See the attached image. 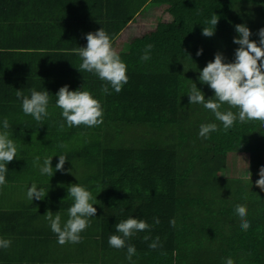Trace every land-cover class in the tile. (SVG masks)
<instances>
[{
    "label": "trees",
    "instance_id": "obj_1",
    "mask_svg": "<svg viewBox=\"0 0 264 264\" xmlns=\"http://www.w3.org/2000/svg\"><path fill=\"white\" fill-rule=\"evenodd\" d=\"M9 1L0 0V14L9 11ZM148 4L164 5L172 19L130 37L127 51L119 54L128 76L120 92L109 85L111 94H103L106 82L81 71L82 90L103 108V123L85 126L82 143L64 153L66 161L79 159L86 171L79 173L76 184L101 192L100 216L96 224L89 222L87 238L95 242L105 264H226L229 257L234 264H264V191L256 181L220 173L231 151L249 153L252 169L262 164L264 123L237 119L224 131L210 110L189 104L188 97L194 83L206 99L214 96L200 83L199 72L217 52L226 62L234 60L239 47L233 43L235 25L245 24L250 39L259 41L264 0H119L109 36ZM213 13L219 16L215 34L205 37L202 29ZM148 44L151 58L142 61ZM200 49L202 55L197 56ZM221 110L238 113L227 104ZM206 123L219 129L207 139L199 135ZM137 131L142 134L132 135ZM237 204L247 207L246 231L240 227ZM129 216L151 226L126 241L136 248L131 260L127 246L108 244L109 235H122L116 233V223ZM173 218L175 227L169 223ZM145 236L150 239L145 241ZM157 236L160 246L149 248Z\"/></svg>",
    "mask_w": 264,
    "mask_h": 264
},
{
    "label": "crops",
    "instance_id": "obj_2",
    "mask_svg": "<svg viewBox=\"0 0 264 264\" xmlns=\"http://www.w3.org/2000/svg\"><path fill=\"white\" fill-rule=\"evenodd\" d=\"M11 1L7 4L9 11L0 14V131L7 118L17 154L7 165L6 183L0 186V238L11 240L10 247L0 248V264H105L95 242L87 238L88 229L83 231L80 243L60 245L44 214L49 210L53 214L63 212L64 207L73 204L67 187L80 180V171L65 164L63 171H55V166L58 155L82 143L83 128L86 129L84 125L67 126L62 110L56 106L55 94L64 85L70 91L81 88L82 74L78 70L82 60L75 49L87 45L89 32L102 27L108 35L113 33L112 18L119 15L115 10L119 0ZM146 7L149 4L109 36L112 46H118V36L128 40L118 54L127 51L130 37L138 35L143 25L137 22H147L158 9ZM33 88L49 92V115L40 122L23 113L22 101L16 96L17 90L30 96ZM59 123L65 124L63 131ZM28 153H32L31 158ZM37 156L41 165L45 158L52 157V177L41 175L39 167L34 166ZM37 171L40 177L33 181ZM33 183L39 188L48 187L49 198L32 201L22 196V191ZM36 204L40 207L35 208Z\"/></svg>",
    "mask_w": 264,
    "mask_h": 264
},
{
    "label": "clouds",
    "instance_id": "obj_3",
    "mask_svg": "<svg viewBox=\"0 0 264 264\" xmlns=\"http://www.w3.org/2000/svg\"><path fill=\"white\" fill-rule=\"evenodd\" d=\"M219 16L212 14L210 20L206 21L208 26L203 27L202 35L212 37L215 34L216 25ZM235 31L238 34L233 38V43L239 45L234 52V60L226 62L223 53L217 52L214 60L207 62L206 66L199 72L198 79L201 84L208 85L214 92V96L205 98V94L199 90L194 83L188 93L189 104H201L207 110H210L216 120L223 125L224 131L233 127L239 120L240 123L248 121H260L264 123V28L258 30L259 41L252 40L251 30L245 24L235 25ZM87 45L75 49L82 63L79 72L87 71L93 73L101 81L106 83L102 85L103 94H111L109 85L119 93L123 86L128 82L127 66L121 60L118 52L113 48L112 41L106 31L101 27L96 32L86 34ZM152 45L145 46L140 59L147 61L151 58ZM203 49L197 51L196 55H202ZM16 96L22 101V110L25 115H31L36 121L40 122L49 115V92L47 90H30V96L25 95L22 90L16 91ZM56 106L62 110L61 116L66 121L68 127H87L98 126L103 123V108L100 102L93 98L92 94L81 88L70 91L68 85L60 87L55 94ZM227 104L229 109L236 108L238 113L231 110L222 111V105ZM10 125L7 118L3 121V131H0V186L6 183L7 165L16 158L17 146L10 139L8 131ZM64 123H59V130L63 131ZM215 123H206L200 125L199 135L207 139L209 134L218 131ZM60 147H67L61 144ZM59 162L55 166V171H63V166L67 160L65 155H58ZM40 157L34 159V166L39 167L41 175L52 177V157L39 163ZM251 175V174H250ZM250 179V176L248 177ZM256 186L264 191V166L259 169V179L256 180ZM68 196L73 199V204L68 208V219L62 224L60 212L53 214L50 210L44 216L49 222L53 233L57 235V242L60 245L65 243L77 244L82 241L80 233L89 226L90 217H94L97 209L93 207L90 201L93 197L90 191L84 186L71 184L67 187ZM43 188H38L35 183L27 190V198L32 200H43L46 197ZM246 199V197H245ZM235 212L240 217V227L247 230L250 222L246 219V205L237 204ZM156 224L160 223L158 217L153 218ZM170 225L175 227L176 221L173 218L169 221ZM151 226L143 219L129 216L115 225L116 233L108 237V244L111 247L120 249L127 246L128 259L136 253L133 244H127L137 232L150 230ZM145 241L149 236L143 238ZM11 246V240L0 238V248ZM149 248L156 249L159 245V237L149 243ZM226 264H234L232 258L226 259Z\"/></svg>",
    "mask_w": 264,
    "mask_h": 264
},
{
    "label": "rangeland",
    "instance_id": "obj_4",
    "mask_svg": "<svg viewBox=\"0 0 264 264\" xmlns=\"http://www.w3.org/2000/svg\"><path fill=\"white\" fill-rule=\"evenodd\" d=\"M149 7H153L151 5H149ZM159 8L153 12L154 14L152 15V17L150 18V16L148 17V21L145 22V19L139 20L137 23H140L143 26H139V30H138V35H140L142 32L149 30L153 27H155V25L159 22V21H168L171 20L172 17L170 14H168L167 12H165L164 10L166 9L164 5H159ZM118 46H116L115 44L113 45V48L116 51H120V50H124L125 49V45L128 42L127 39H123L122 37H117L116 41ZM138 133L142 134L140 131L137 132H133L132 135L135 134V136H138ZM30 155V158L32 156V153H28ZM207 154V153H205ZM37 155V154H36ZM226 167L220 171L221 175H230V176H236L237 178L243 179V180H253L256 181L257 179H259V169L261 166H264V161L262 162L261 165L256 166L255 169L251 168V160H250V154L247 152H228L227 154V158H226ZM66 167H68L69 169L71 167H77L78 170L81 172L80 175H82V171H83V165L80 162L79 159H75V160H68L65 162ZM67 169V168H65ZM85 169L83 171V173L85 174ZM251 174V175H250ZM77 176H79V174H77ZM250 176V179H248V177ZM33 177V181L35 179V177H40L39 172L37 171L36 173H33L32 175ZM61 176H59L60 178ZM44 179V176H43ZM202 184L204 183V180H201ZM44 183V182H43ZM29 184V183H28ZM38 187V186H37ZM39 188V187H38ZM45 191L46 197L44 199L49 198L48 193H47V189L46 186L43 188ZM23 194H21L22 196L26 197L27 196V191H22ZM92 194V201H90L93 205V207H95L97 209L98 207V203L101 202V192L99 191V189L97 187L94 188V190L91 192ZM35 200V198L33 199ZM35 208H39V204H36V206H34ZM69 206L64 207V211L60 212L61 214H64L67 212ZM68 217L67 213L66 215H61V223L63 224ZM100 216V208L99 210L96 212L94 217H90L89 222L91 221L92 225L96 224L97 220L99 219ZM83 231L80 233V235H82Z\"/></svg>",
    "mask_w": 264,
    "mask_h": 264
}]
</instances>
